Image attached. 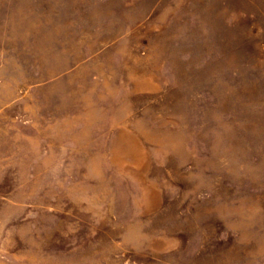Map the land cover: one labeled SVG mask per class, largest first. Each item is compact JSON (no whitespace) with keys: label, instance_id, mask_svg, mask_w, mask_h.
<instances>
[{"label":"rangeland","instance_id":"374dc122","mask_svg":"<svg viewBox=\"0 0 264 264\" xmlns=\"http://www.w3.org/2000/svg\"><path fill=\"white\" fill-rule=\"evenodd\" d=\"M0 264H264V0H0Z\"/></svg>","mask_w":264,"mask_h":264}]
</instances>
